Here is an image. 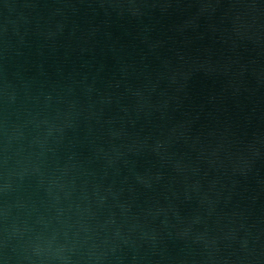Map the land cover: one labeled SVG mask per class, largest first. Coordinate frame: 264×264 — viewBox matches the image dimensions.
I'll return each instance as SVG.
<instances>
[{"label":"water","instance_id":"95a60500","mask_svg":"<svg viewBox=\"0 0 264 264\" xmlns=\"http://www.w3.org/2000/svg\"><path fill=\"white\" fill-rule=\"evenodd\" d=\"M0 264H264V0H0Z\"/></svg>","mask_w":264,"mask_h":264}]
</instances>
